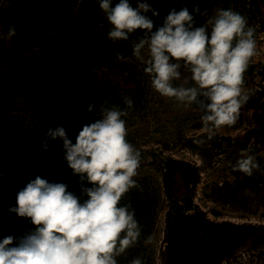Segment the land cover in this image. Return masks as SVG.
<instances>
[{
    "label": "rangeland",
    "instance_id": "obj_1",
    "mask_svg": "<svg viewBox=\"0 0 264 264\" xmlns=\"http://www.w3.org/2000/svg\"><path fill=\"white\" fill-rule=\"evenodd\" d=\"M38 1L44 4L41 8L44 16L37 23L36 29L45 25L50 30L51 13L48 11L51 9L48 4L51 2ZM242 1H247L248 22L252 14L264 17V0H240L237 2L240 13ZM17 2L0 0V44L17 46L18 40H22L34 49L30 55L38 63L35 65L29 62L25 67H18L11 64L8 58L0 64V72L3 71L0 73L2 238L8 235L19 236L35 227L30 218L19 217L8 210L10 206L16 205L10 203L11 199L15 202L18 190L16 179L19 171L16 168L24 159L27 149H35L42 162L53 165L62 179L71 184L73 191H80L79 176L74 175L67 162L62 159V142L58 139L48 140L49 150H45L42 144L47 130L60 125L65 127L69 138L75 143V137L82 127L100 112L101 106L80 114L66 110V106L61 103L62 98L64 99L62 94L69 93L67 89L79 92L82 96L89 95L94 103L118 96L123 99L128 96L134 101L124 119L128 130L126 139L141 152L138 175L134 178L139 187L130 189L122 197L120 204L132 203L131 208L135 210V218L142 232L139 241L117 257L118 264H130L137 257L144 264H163L165 241L170 239L173 230L175 234L178 233L174 227L175 220L179 221L182 215L186 216L185 210L182 211L185 207L199 206L209 217L218 220L245 214L264 222V192L251 193L247 187L245 190L239 187L236 181L223 188L210 185L205 179L201 182L202 185H198L199 172L208 171L218 151L242 146L248 142L253 132L257 133L258 130H252L248 136L244 134L242 139L229 135L242 124L244 116L241 112L235 125L216 129L215 135L209 139L201 119L203 113L198 106L180 104L174 98L164 97L152 88L150 76L144 72V63L133 55V42L138 39V35L143 34L142 30H137L128 40L113 41L107 35L112 25L100 8L99 0H75L66 8V26L71 32L69 40L61 37L60 41H56L54 35H46L42 43L32 45L22 20L16 19L13 13ZM130 2L135 6L136 0ZM189 2L190 0H152L150 4L158 10L156 20L159 22L173 7L179 10L182 5H186L191 11L197 1L192 2V6ZM206 3L211 10L224 6V0H204V4ZM227 5L232 7L229 3ZM51 11L55 12L56 8ZM209 17L211 15L202 17L196 14V26L206 23ZM18 23L21 26H16ZM12 25L16 26V34L8 38L7 33ZM78 35L85 44L82 50L72 45ZM89 43H95V47L88 46ZM80 51L110 54L114 66L107 69L104 58L101 62L103 65L93 66L94 62L98 63V60H94L95 55L91 60V54L87 57L79 56ZM118 54L122 58H118ZM144 54L147 56L146 49ZM124 65L128 73L121 72ZM74 68L79 70L74 76L75 81H72L73 78L67 74L74 71ZM180 71L181 78L176 81L177 84L184 83L185 78H190L191 75L186 67L182 66ZM122 105H126L124 100ZM88 106L86 102V107ZM106 106L111 105L108 103ZM10 141L14 142L12 147L9 146ZM18 148L19 151H16ZM195 154L201 159L198 165L193 158ZM52 181L57 182L55 179ZM85 185L87 186V182ZM243 191L247 198L246 206L244 198L240 197ZM181 212L184 214L180 215ZM254 224L264 227V223ZM149 235L153 237V242L146 245L144 240Z\"/></svg>",
    "mask_w": 264,
    "mask_h": 264
},
{
    "label": "clouds",
    "instance_id": "obj_2",
    "mask_svg": "<svg viewBox=\"0 0 264 264\" xmlns=\"http://www.w3.org/2000/svg\"><path fill=\"white\" fill-rule=\"evenodd\" d=\"M99 6L112 25L107 35L113 41L128 40L142 30L133 42V55L144 63L152 88L180 104L198 106L209 139L216 129L236 124L251 96L245 73L257 54L256 27L245 15L219 8L196 26V14H207L199 5L191 11L186 5L173 7L159 22L158 10L148 0H136L135 6L130 0H99ZM15 34L12 25L7 36ZM182 66L191 75L177 84ZM124 103L126 108L108 107L103 101L75 143L63 125L47 130L44 149H50L48 140L62 142V159L79 176L80 191L39 175L16 191V205L8 210L30 218L35 227L0 239V264H118L117 257L139 241L142 229L135 210L120 204L130 189L139 187L134 178L141 163L140 150L126 139L124 117L134 101L125 96ZM94 107L90 103L88 111ZM242 151L246 154L233 167L252 176L261 165L249 150ZM152 242L151 235L144 240L146 245ZM130 264L144 262L137 257Z\"/></svg>",
    "mask_w": 264,
    "mask_h": 264
},
{
    "label": "trees",
    "instance_id": "obj_3",
    "mask_svg": "<svg viewBox=\"0 0 264 264\" xmlns=\"http://www.w3.org/2000/svg\"><path fill=\"white\" fill-rule=\"evenodd\" d=\"M18 1L16 4V8L14 9L15 17L16 19L20 18L22 20V23L26 29V33L29 35V39H31V44H37V43H42L46 37V35L51 36L54 35V38L56 41H60L62 37L63 40H69V37L71 36V32L66 26V21L68 19L65 17L67 15L66 13V8L69 5H72L75 0H50L51 4H48V7L52 10L53 8H56L55 12H50V30L45 27V25L41 26L40 28L36 29L37 23L40 21L41 17L43 18V13L41 12V8H43L44 4H41L38 0H15ZM152 1V0H151ZM148 0V2H151ZM26 3V4H25ZM45 8L46 5H45ZM39 9V11H38ZM45 10V9H44ZM47 11V10H46ZM65 18H64V17ZM16 26H21V24H17ZM1 30H4V27H1ZM51 30H53L51 32ZM16 39V37H14ZM76 40L72 43V45L78 46L80 50H82V47H85V44H83L82 38L80 35L75 37ZM88 46H92L93 48L95 47V43H89L87 44ZM31 45H28V43L18 40L17 46L10 44L8 46H3V44H0V64L5 60L9 58V61L11 64L13 63L14 65L18 67H25V64L27 65L29 62L34 63L35 65L38 63L37 59H33L32 56L30 55L31 51H34ZM88 54H91V60L93 59L95 55L94 60H98V63H93V66H101L103 65L102 59H105L104 65L106 66L107 69H111L114 66V61L111 59L110 54H93L91 51L90 52H84L80 51L79 56H89ZM93 54V55H92ZM126 65H124L121 69L122 73H128V69H126ZM79 69H77L78 71ZM6 71V70H4ZM76 69L74 68V71H70L67 76H70L72 81H75V74L78 73ZM3 72V71H1ZM0 72V73H1ZM113 87V86H112ZM69 91L68 94L63 93L62 97V105L66 106V110H72L73 114H80V113H86L88 111V107H86V102L87 104L94 103L93 99L90 98V96H82L81 93L79 92H74L72 89H67ZM89 101H86L88 100ZM108 101V103L112 105H119L121 108L127 107L126 105H122L123 98L121 96L118 97H110L105 99ZM86 101V102H85ZM103 102H95L94 105L95 107L97 106H102ZM262 110H264V100L262 103L259 105ZM256 119L258 120L259 123L263 122L261 118H259V114H256ZM249 133V132H248ZM248 133H246V136H248ZM229 142L227 141L226 144ZM14 142L10 141L9 146H13ZM16 151H19V148L16 149ZM19 171L18 178L16 179V185L18 190L24 187L29 180L35 179L36 176H41L43 178L48 179L50 182L55 179L57 182H64L68 184V190L73 191L71 189V184L68 183V181H64L59 173V171L53 166V165H47L46 163L42 162V158L39 157L38 152L35 151V149H27L25 157L22 161H20L19 165H17V168ZM237 185L241 187L242 189L245 190V188H255V177L244 175L242 176L238 181ZM17 190V191H18ZM260 192L256 189V193ZM138 196V195H136ZM131 198H133L131 196ZM132 202H134L133 199H130ZM12 201V202H11ZM10 203L13 205L16 204L13 202V199H11ZM244 205H247V198L245 197L244 199ZM125 202V201H124ZM128 204L132 205L131 202ZM0 239H3L2 236L0 235Z\"/></svg>",
    "mask_w": 264,
    "mask_h": 264
},
{
    "label": "flooded vegetation",
    "instance_id": "obj_4",
    "mask_svg": "<svg viewBox=\"0 0 264 264\" xmlns=\"http://www.w3.org/2000/svg\"><path fill=\"white\" fill-rule=\"evenodd\" d=\"M261 119L263 122L256 130L264 133V118ZM244 195L245 191L240 197L245 199ZM184 210L186 216L181 212V219L175 220L178 233L173 230L170 239L165 241L163 264H222L244 251L264 256V227L254 224L263 221L243 212L240 217L218 220L193 205Z\"/></svg>",
    "mask_w": 264,
    "mask_h": 264
},
{
    "label": "built area",
    "instance_id": "obj_5",
    "mask_svg": "<svg viewBox=\"0 0 264 264\" xmlns=\"http://www.w3.org/2000/svg\"><path fill=\"white\" fill-rule=\"evenodd\" d=\"M251 26L256 27L257 54L252 58L250 65L245 73V86L250 91L251 96L248 102L242 106L240 112L244 116L242 124L229 135L242 139V136L258 128L259 122L256 114L264 118V110L260 104L264 100V17L261 14H252L249 21ZM257 131L249 136V140L242 146L234 149L228 148L223 152H217L212 160V166L208 171L201 170L198 185H202L203 179L213 184L217 188H223L231 183L237 182L242 176L246 175L242 171L235 169L237 159L246 154L242 150H249L254 154L261 165L260 170H255V186L258 191L264 192V133ZM196 164L201 163L198 155L193 156ZM251 193L256 192L255 188H248ZM222 264H264V256L248 251L240 252Z\"/></svg>",
    "mask_w": 264,
    "mask_h": 264
},
{
    "label": "crops",
    "instance_id": "obj_6",
    "mask_svg": "<svg viewBox=\"0 0 264 264\" xmlns=\"http://www.w3.org/2000/svg\"><path fill=\"white\" fill-rule=\"evenodd\" d=\"M194 1H197V5H199L200 9L204 7V9H206L207 14L211 15V16H213L215 14V12H214L215 10L220 8V6H219L215 10H211L208 3L204 4V0H190L189 4H191V6H192V2L194 3ZM233 1L232 0H224L223 8H232L233 10L240 12V9L238 10L239 6H237L238 5L237 2H240V0H233ZM232 2H233V4H232ZM228 3L231 4L232 7H228V5H227ZM201 5H202V7H201ZM240 8H241V14L245 15L247 17V19H249L248 18L249 14H247V10H246V9H248L247 1H242Z\"/></svg>",
    "mask_w": 264,
    "mask_h": 264
}]
</instances>
